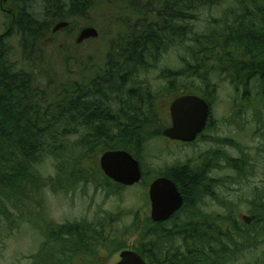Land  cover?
<instances>
[{
    "label": "trees",
    "instance_id": "obj_1",
    "mask_svg": "<svg viewBox=\"0 0 264 264\" xmlns=\"http://www.w3.org/2000/svg\"><path fill=\"white\" fill-rule=\"evenodd\" d=\"M33 1L40 4L39 9H35L38 6L34 7ZM18 2L17 10L11 12L12 27L0 37V197H9L11 202L15 198L26 207V203L35 201L33 195L41 194L45 187L36 170L45 157L67 158L59 166L58 177L49 185L57 194L67 193L89 181L81 167L102 178L96 158L88 161L86 152L77 153L69 147L71 136L83 135L80 129L85 130L84 137L89 139L81 141L94 157L110 151H127L137 157L147 144L161 137L170 116L166 111L161 115L158 107L151 109L150 102L142 99L143 95L150 97L144 91L151 89L141 84L138 92L133 88L130 92L117 89H123L125 84L128 87L145 69L140 63L143 57L156 59L165 41L172 44L176 36L183 35L184 39L188 36L190 29L182 27L181 22L193 19L194 12L201 8L217 7L224 0H158L156 3L146 0L142 5L145 12L137 10L141 18L125 32V50L116 53L119 62L110 60L111 71L99 76L97 82L95 79L87 85H77L72 90L71 102L57 98L55 104H47L42 99V90L34 82L35 68L45 58L43 44L55 35L54 24L85 15L95 0ZM223 13L226 19L218 21V28L202 36L196 35L195 64L183 71L170 72L168 79L174 78L173 74L179 79L184 73L190 75L192 72L193 76H199L203 86H207L206 95L182 87V91L174 90L176 97L193 93L206 98L217 91L211 78L224 75L232 79L244 102L250 100L251 86L260 90L255 98L258 103L252 104L253 108L258 107L264 101V0H230ZM13 31L20 36L23 59L30 69H18L4 60L2 41ZM126 76L130 79L126 80ZM106 93L113 96L114 103L102 99ZM154 128L160 129V133ZM188 169L184 166L172 174L162 175L177 184L184 196L183 207L199 199L204 191L200 176ZM104 180L110 181L107 177ZM123 189L127 188L121 186L118 192ZM260 201L252 216L256 230L242 222L238 226L234 213L230 220L197 210L190 214L186 223L173 225L172 228L178 230H172L173 233L163 229L173 217L165 223L152 222L147 235L151 238L136 251L148 264H153L150 260L153 256L159 264H236L238 256L249 248L256 249L258 236L264 235V199L260 197ZM30 222L33 224L35 220ZM87 229L88 226L78 223L57 225L49 222L44 235L55 242V250L43 244L32 257L34 264H71L74 255L80 253L78 249H87L92 244L91 236L84 235ZM247 230L255 233L249 235Z\"/></svg>",
    "mask_w": 264,
    "mask_h": 264
},
{
    "label": "rangeland",
    "instance_id": "obj_2",
    "mask_svg": "<svg viewBox=\"0 0 264 264\" xmlns=\"http://www.w3.org/2000/svg\"><path fill=\"white\" fill-rule=\"evenodd\" d=\"M3 2L6 4L2 5ZM33 2L30 5L33 3L34 7L38 6L35 9H39L40 4ZM145 2L146 0H95L92 7L86 9L85 15L72 17L67 29L48 38L43 44L45 58L37 64L34 76L35 84L43 91L42 99L47 104H55L57 98H66L71 102L72 90L77 85H87L95 79L97 82L99 76L111 71L110 60L119 62V55L116 53L125 50V32L141 18L137 10L145 12V7L142 6ZM229 3L230 0H224L217 7L201 8L194 12L193 19L181 22L182 27L191 31L188 36L185 35V39L183 35L176 36L172 44L165 41L160 46L158 59L154 56L153 59L143 57L140 63L144 64L145 69L131 80L128 87L125 84L123 89L118 87L117 90L138 92L140 84L147 85L151 90L144 92H148L150 97H141L150 102L151 109L158 107L162 111L161 115L168 111L176 97L177 92L174 90L177 88L182 91V87H188L192 92L206 95L207 86H203L199 76H193L192 72L190 75L184 73L179 79L175 74L171 80L168 76L170 72L183 71L195 64L197 45L194 39L218 28V21L226 19L223 11ZM18 6V0H0V37L12 27L11 12L16 11ZM56 24L52 26L53 29ZM87 27L96 28L98 37L77 44L81 30ZM2 46L5 49L4 60L8 65L30 69L23 59L20 36L16 31L2 41ZM126 77V80L130 79V76ZM211 79L217 91L206 97L211 102L210 125L207 130L198 141L191 144L170 141L159 134L160 138L147 144L135 157L144 174L142 182L136 186L126 187L127 189L118 192L121 186L104 180L102 172L101 178L98 173L81 167L89 181L78 184L67 193L57 194L49 185L53 183L52 179L58 177L59 166L67 158L45 157L36 168L45 182L41 194L32 193L36 202L25 201V207L15 198L11 202L9 197H0V264H34L32 257L43 244L47 249L55 250V242L44 235L49 222L88 226L83 234L91 236L92 244L87 249H78L80 253L74 255L71 264L116 263L122 251L139 249L146 239L151 238L147 237L152 223L149 199L151 182L184 166H188L191 173L200 176L204 191L199 199L188 202L163 229L171 230L170 233H173L172 230L178 231L177 228H172L173 225L186 223L191 218L190 214L197 210L220 219L229 217L230 220H233L231 214L234 213L238 226L244 223V215L252 218L258 209L257 203H262L260 197L264 199V101L253 108L252 104L258 103L255 98L260 92L256 87L251 86L248 95L250 100L244 102L242 94H237L232 79H227L224 75ZM131 88L133 89L129 90ZM102 99L107 103L109 100L114 103V98L109 93L102 96ZM104 101L101 102L104 104ZM169 124L168 120L167 125ZM80 130L83 135L71 136L69 147L77 153L86 152L88 161L96 158L101 171L100 158L103 154L94 157V154L88 153L86 144L81 140L89 139L84 137L85 130ZM155 131L152 133L155 134ZM158 132L160 133V129ZM150 135L151 132L148 137ZM30 220H35L36 224H32ZM252 224L253 218L248 226L256 230ZM252 230H247V233L254 234ZM97 239L101 242L96 241ZM150 260L153 264H159L154 256ZM254 263L264 264V235L258 236L256 249H247L236 261V264Z\"/></svg>",
    "mask_w": 264,
    "mask_h": 264
},
{
    "label": "water",
    "instance_id": "obj_3",
    "mask_svg": "<svg viewBox=\"0 0 264 264\" xmlns=\"http://www.w3.org/2000/svg\"><path fill=\"white\" fill-rule=\"evenodd\" d=\"M68 25V22L57 24L53 33L67 28ZM98 35V30L94 27L84 28L76 43L81 44L91 38H97ZM170 113L172 125L162 132V136L173 141L192 143L207 127L211 109L204 99L195 95H186L172 103ZM100 167L110 180L123 186H134L143 178L140 162L127 151L104 153L100 158ZM149 199L151 217L155 223L168 221L184 205V198L177 184L166 177L157 178L151 183ZM242 220L247 225L252 223V218L247 215H244ZM114 264H147V262L136 251L125 250L120 253L119 260Z\"/></svg>",
    "mask_w": 264,
    "mask_h": 264
},
{
    "label": "flooded vegetation",
    "instance_id": "obj_4",
    "mask_svg": "<svg viewBox=\"0 0 264 264\" xmlns=\"http://www.w3.org/2000/svg\"><path fill=\"white\" fill-rule=\"evenodd\" d=\"M7 2V1H6ZM6 2H3L2 3V5H5L6 4ZM2 8H3V6H2ZM4 10H5V8H3ZM187 95V94H186ZM190 95H196V94H190ZM182 96H185V95H182ZM182 96H179V97H175L174 99H173V102L176 100V99H178V98H180V97H182ZM200 97H202L203 99H205L208 103H209V105L211 106V102H210V100L209 99H207V98H205V97H203V96H200ZM172 102V103H173ZM171 103V104H172ZM171 104H170V106H171ZM170 106H169V108H168V111H167V113L169 114V116H170ZM169 125H171V117H170V124ZM210 125V124H209ZM167 139V138H166ZM168 140H170V139H168ZM170 141H172V140H170ZM177 142V141H176ZM181 143V142H180ZM183 198H184V196H183Z\"/></svg>",
    "mask_w": 264,
    "mask_h": 264
}]
</instances>
